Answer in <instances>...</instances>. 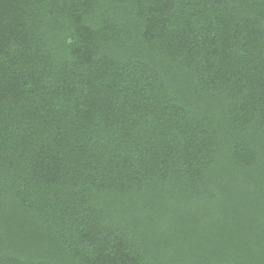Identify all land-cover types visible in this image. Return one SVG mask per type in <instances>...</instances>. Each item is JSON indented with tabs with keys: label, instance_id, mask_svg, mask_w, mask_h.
Here are the masks:
<instances>
[{
	"label": "trees",
	"instance_id": "trees-1",
	"mask_svg": "<svg viewBox=\"0 0 264 264\" xmlns=\"http://www.w3.org/2000/svg\"><path fill=\"white\" fill-rule=\"evenodd\" d=\"M0 264H264V0H0Z\"/></svg>",
	"mask_w": 264,
	"mask_h": 264
}]
</instances>
